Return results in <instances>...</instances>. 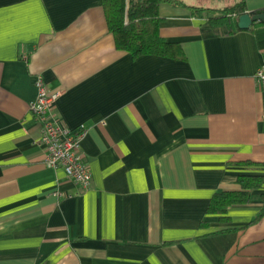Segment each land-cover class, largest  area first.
Instances as JSON below:
<instances>
[{
    "label": "crops",
    "instance_id": "obj_1",
    "mask_svg": "<svg viewBox=\"0 0 264 264\" xmlns=\"http://www.w3.org/2000/svg\"><path fill=\"white\" fill-rule=\"evenodd\" d=\"M202 1L159 3L173 57L117 47L101 0H0V264H264V22ZM37 76L84 131L86 191L44 162ZM241 174L263 177L250 201L207 212Z\"/></svg>",
    "mask_w": 264,
    "mask_h": 264
},
{
    "label": "trees",
    "instance_id": "obj_2",
    "mask_svg": "<svg viewBox=\"0 0 264 264\" xmlns=\"http://www.w3.org/2000/svg\"><path fill=\"white\" fill-rule=\"evenodd\" d=\"M161 1L171 0H101L109 30L117 47L131 52L134 56L145 53L183 56L178 43L167 41L159 34L158 25L162 16L159 14L158 6ZM245 11V0H236L224 9L211 8L208 21L213 24H226L229 30L233 31L239 28L238 15ZM258 11L262 10H254ZM262 180L261 175H239L237 182L240 189L215 191L209 199L207 212L222 217L229 205L249 202L251 190L260 186ZM261 197L263 205L253 220L264 214V193Z\"/></svg>",
    "mask_w": 264,
    "mask_h": 264
},
{
    "label": "built area",
    "instance_id": "obj_3",
    "mask_svg": "<svg viewBox=\"0 0 264 264\" xmlns=\"http://www.w3.org/2000/svg\"><path fill=\"white\" fill-rule=\"evenodd\" d=\"M254 76L259 84H264V51ZM35 85L38 88L37 95L30 102L29 110L40 125L38 143L44 150V162L51 167H62L66 176L79 184L82 191H86L90 188L92 174L80 155L84 131L58 125L52 113L56 96L47 94L42 77L37 76Z\"/></svg>",
    "mask_w": 264,
    "mask_h": 264
},
{
    "label": "water",
    "instance_id": "obj_4",
    "mask_svg": "<svg viewBox=\"0 0 264 264\" xmlns=\"http://www.w3.org/2000/svg\"><path fill=\"white\" fill-rule=\"evenodd\" d=\"M255 21L264 22V10L258 12L246 10L237 17V25L239 28H249Z\"/></svg>",
    "mask_w": 264,
    "mask_h": 264
},
{
    "label": "rangeland",
    "instance_id": "obj_5",
    "mask_svg": "<svg viewBox=\"0 0 264 264\" xmlns=\"http://www.w3.org/2000/svg\"><path fill=\"white\" fill-rule=\"evenodd\" d=\"M185 2H191L193 3V0H183ZM211 6H224L226 4H229L230 2H235V0H210Z\"/></svg>",
    "mask_w": 264,
    "mask_h": 264
},
{
    "label": "flooded vegetation",
    "instance_id": "obj_6",
    "mask_svg": "<svg viewBox=\"0 0 264 264\" xmlns=\"http://www.w3.org/2000/svg\"><path fill=\"white\" fill-rule=\"evenodd\" d=\"M208 1V0H206ZM210 1V0H209ZM202 2H205L204 0ZM227 5H224V6H208V8H206L207 6H202L204 7V11H207L208 13L211 12V8H219V9H224V7H226Z\"/></svg>",
    "mask_w": 264,
    "mask_h": 264
}]
</instances>
